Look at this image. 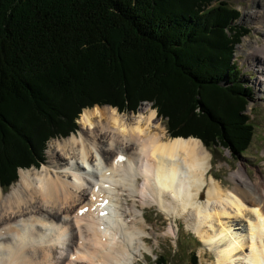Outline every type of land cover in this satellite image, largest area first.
Instances as JSON below:
<instances>
[{
	"label": "trees",
	"instance_id": "obj_1",
	"mask_svg": "<svg viewBox=\"0 0 264 264\" xmlns=\"http://www.w3.org/2000/svg\"><path fill=\"white\" fill-rule=\"evenodd\" d=\"M239 16L230 0H0V186L96 105L153 103L170 137L247 155L252 91L225 32Z\"/></svg>",
	"mask_w": 264,
	"mask_h": 264
},
{
	"label": "bare ground",
	"instance_id": "obj_2",
	"mask_svg": "<svg viewBox=\"0 0 264 264\" xmlns=\"http://www.w3.org/2000/svg\"><path fill=\"white\" fill-rule=\"evenodd\" d=\"M259 9L264 0L245 17L264 19ZM145 108L129 118L112 107L84 111L81 130L52 142L40 169L20 170L8 193L0 187V264H136L152 252L142 211L154 205L215 248L218 264H264V182L243 170L222 187L201 140L168 138L154 126L157 111Z\"/></svg>",
	"mask_w": 264,
	"mask_h": 264
},
{
	"label": "rangeland",
	"instance_id": "obj_3",
	"mask_svg": "<svg viewBox=\"0 0 264 264\" xmlns=\"http://www.w3.org/2000/svg\"><path fill=\"white\" fill-rule=\"evenodd\" d=\"M257 1L260 0H230V6L242 13L241 16H239L232 24V27H229V29L225 31L229 32V37L231 35L230 30L233 32V35H241L240 42L235 45L233 54H231L230 64L236 62V64L240 66V69L242 67V72L248 75L242 77L241 81L246 90L249 88L252 91V94H249L250 100L246 113L251 118L252 130L253 132L255 131L256 136L251 148L247 151V155L245 156L238 155L232 150L228 151L215 148H213V150H208L204 146L211 154L210 173L222 187L229 189L234 185L231 178L238 171L243 172V170H245L247 172L246 174L252 181L258 177L262 182H264V82L259 81L260 73L258 74L257 72V70H261L260 61L264 58V55L261 56L255 49L256 45H258L259 48L262 47L261 50L262 53H264V19L251 22L245 17V15L253 12V10L257 8ZM260 11L264 13V9ZM213 42L217 43L216 39L213 40ZM211 50L213 53L217 52L213 49ZM225 83L226 82L224 81L222 84L225 85ZM145 105L153 107V103L144 102L143 105H140L136 111H124L119 114L124 118H129L132 117L133 114L135 116L141 112L146 116L148 111L146 108L145 110L143 109ZM96 106L110 107L109 105ZM89 109L92 108L85 109L84 111ZM82 115L83 114H81L80 119L77 122L79 130L70 134L68 137H55L54 139L49 140L46 150L52 142L56 140H64L76 135L82 128ZM158 123L162 128L167 130V137L170 138L166 119L164 120L160 116H157L154 126ZM47 154L48 153L45 151V162L48 160ZM20 170L31 169L21 168L19 169V172ZM200 198V202H204L203 197L200 196ZM139 209L142 210L140 205ZM142 212L144 213L146 223L148 224L146 231L153 234L150 238H146L147 245L152 249V252L146 251L145 258H139L136 264H154V262L157 261V258L161 256H164L165 259L168 260L169 264H194L193 254L197 255L198 264H218L216 255H214L215 248H211L210 246L207 247L195 231L186 227L187 225L183 219H173V217H170L165 212L161 211L156 205L146 207ZM176 222L179 224L178 232L176 228L177 226L175 225ZM237 224L239 223H234V225ZM171 227L175 229V235L169 233V229ZM244 227L237 225L235 226V231L239 233L245 231Z\"/></svg>",
	"mask_w": 264,
	"mask_h": 264
},
{
	"label": "snow or ice",
	"instance_id": "obj_4",
	"mask_svg": "<svg viewBox=\"0 0 264 264\" xmlns=\"http://www.w3.org/2000/svg\"><path fill=\"white\" fill-rule=\"evenodd\" d=\"M125 159H126V157H124V156H119V157L116 158V161L119 162V161H123V160H125ZM93 199H95V197H93ZM106 203H107V201H105V204H106ZM86 211H88V209H86V208H85V209H81L80 212H79L78 214L82 215V214H83L84 212H86ZM252 211L255 212V213H259L260 210H259V209H253ZM101 215H106V213H103V212H102Z\"/></svg>",
	"mask_w": 264,
	"mask_h": 264
}]
</instances>
